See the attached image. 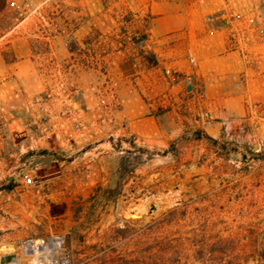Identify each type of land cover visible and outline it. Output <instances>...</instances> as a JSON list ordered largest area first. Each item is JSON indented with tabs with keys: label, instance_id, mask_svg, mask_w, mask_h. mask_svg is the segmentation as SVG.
I'll use <instances>...</instances> for the list:
<instances>
[{
	"label": "crops",
	"instance_id": "obj_1",
	"mask_svg": "<svg viewBox=\"0 0 264 264\" xmlns=\"http://www.w3.org/2000/svg\"><path fill=\"white\" fill-rule=\"evenodd\" d=\"M15 1L31 7L19 27L36 16L47 19L53 32L12 40L9 45L20 47L9 46L17 60L7 68L35 84L34 92L45 89L38 77L50 71L85 77L84 98L92 92L91 76H100L99 99L71 105L81 108L88 124L95 118L113 130L112 135H45L25 145L26 152L39 146V157L52 155L39 170L55 172L19 206L47 212L46 223L55 230L74 233L88 210L90 225L100 218L103 228L117 221L125 148L138 160L146 150L167 156L185 142L204 145L206 136L248 144L264 140V0ZM240 17L255 21L251 30ZM5 107L0 135L16 134L15 125L25 130L26 122L14 119L9 103ZM194 132L200 140H182ZM138 166L137 161L136 171Z\"/></svg>",
	"mask_w": 264,
	"mask_h": 264
},
{
	"label": "rangeland",
	"instance_id": "obj_2",
	"mask_svg": "<svg viewBox=\"0 0 264 264\" xmlns=\"http://www.w3.org/2000/svg\"><path fill=\"white\" fill-rule=\"evenodd\" d=\"M11 1L0 10V115L9 103L14 119L26 123L25 130L15 125L16 134L0 135V256L15 254L16 264H264V140L258 137L251 144L233 138L215 144L205 139L206 146L185 142L167 156L146 150L138 160L125 148L118 219L104 228L101 218L90 225L88 210L74 233H62L46 223L47 212L35 213L27 205L21 209L20 200L55 172L39 170L43 151L37 146L26 152V144L45 135H112L113 130L95 118L88 124L81 108L71 105L99 99L102 92L95 85L100 76L89 77L92 92L84 98L85 77L50 71L38 77L45 89L34 92L35 84L7 68L17 60L9 46L20 47L9 45L12 40L53 32L47 19L36 16L19 27L24 15ZM46 66L51 68L52 61ZM194 134L185 133L182 140ZM27 175L33 185L24 182ZM72 203L78 208L85 204ZM152 204L157 210L149 213Z\"/></svg>",
	"mask_w": 264,
	"mask_h": 264
},
{
	"label": "built area",
	"instance_id": "obj_3",
	"mask_svg": "<svg viewBox=\"0 0 264 264\" xmlns=\"http://www.w3.org/2000/svg\"><path fill=\"white\" fill-rule=\"evenodd\" d=\"M9 5L11 6V7H14V8H16L21 14H26L28 11H30V4L28 3V2H24V3H17V2H15V1H11L10 3H9ZM238 19H240L239 21H241V22H243L242 20L244 19V18H238ZM244 20H246V23H247V27L248 28H245V30L246 29H248V30H251V27L254 25V20L253 19H244ZM228 25L230 26V27H232V25H231V22H229L228 23ZM244 30V31H245ZM233 38H235V39H237V35H236V32H234L233 31V33H232V35H231ZM173 77H174V80L175 81H178V80H180L181 79V77H179L178 75H173ZM184 80L185 81H190L191 80V77H189V76H186V77H184ZM24 182L25 183H27V184H29V185H33L34 184V180H33V178L31 177V176H29V175H27V176H25L24 177Z\"/></svg>",
	"mask_w": 264,
	"mask_h": 264
},
{
	"label": "water",
	"instance_id": "obj_4",
	"mask_svg": "<svg viewBox=\"0 0 264 264\" xmlns=\"http://www.w3.org/2000/svg\"><path fill=\"white\" fill-rule=\"evenodd\" d=\"M51 160H52L51 157H47V158H43V159L39 160L38 163L46 165L49 162H51ZM156 210H157V206L155 204H152L150 206L149 213H153ZM16 259H17V256L15 254L1 255L0 256V264H12L13 261Z\"/></svg>",
	"mask_w": 264,
	"mask_h": 264
},
{
	"label": "trees",
	"instance_id": "obj_5",
	"mask_svg": "<svg viewBox=\"0 0 264 264\" xmlns=\"http://www.w3.org/2000/svg\"><path fill=\"white\" fill-rule=\"evenodd\" d=\"M5 2H6V0H0V10H2L3 9V7H4V5H5ZM195 140L196 139H201V136H200V134L199 133H195L194 134V137H193ZM206 140H208V141H210L211 143H216V141L215 140H213V139H211L210 137H204Z\"/></svg>",
	"mask_w": 264,
	"mask_h": 264
},
{
	"label": "bare ground",
	"instance_id": "obj_6",
	"mask_svg": "<svg viewBox=\"0 0 264 264\" xmlns=\"http://www.w3.org/2000/svg\"><path fill=\"white\" fill-rule=\"evenodd\" d=\"M52 248H54V246H50L49 249H48V250L50 251L51 254H52V251H51ZM41 259H42V258H41ZM42 261H43V259H42L40 262H42ZM17 262H18V259L14 260L12 264H16Z\"/></svg>",
	"mask_w": 264,
	"mask_h": 264
}]
</instances>
